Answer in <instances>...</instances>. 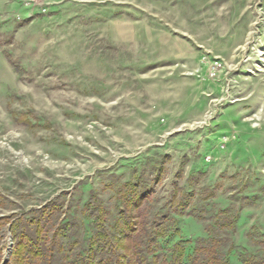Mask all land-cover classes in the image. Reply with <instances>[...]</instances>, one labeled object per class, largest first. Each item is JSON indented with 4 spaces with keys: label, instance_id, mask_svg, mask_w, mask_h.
<instances>
[{
    "label": "rangeland",
    "instance_id": "rangeland-1",
    "mask_svg": "<svg viewBox=\"0 0 264 264\" xmlns=\"http://www.w3.org/2000/svg\"><path fill=\"white\" fill-rule=\"evenodd\" d=\"M21 234L26 264H264V0H0V264Z\"/></svg>",
    "mask_w": 264,
    "mask_h": 264
},
{
    "label": "trees",
    "instance_id": "trees-1",
    "mask_svg": "<svg viewBox=\"0 0 264 264\" xmlns=\"http://www.w3.org/2000/svg\"><path fill=\"white\" fill-rule=\"evenodd\" d=\"M159 236H162V235H159ZM159 236H157L156 239H154V240L157 241V239L160 238ZM25 238H27V240L30 244H27V242H25V240H23ZM17 239H18V241L14 247L13 255L15 256V260L18 262V264H26L27 260H28L27 256H29V255H32V256L33 255L34 256L39 255V253H40V252H38L39 250H36L37 249L36 248V242H34V240L32 238L21 234ZM152 241H153V239H152ZM157 243L159 244V245L157 244L159 247H156V249H160V247H161L160 243L159 242H157ZM182 243H183V240L178 242V243H175L172 250H171L170 259L169 260H166V259L162 260L161 264H187V263H183L185 247L182 246ZM199 243H202V244H199ZM203 243H204V245H203ZM217 244H218V240L216 238H210V239L200 238V239H198L197 246L195 247V252H194L195 255L192 254L194 257L192 258V260L188 264H228V259L225 257V255L222 252L220 253L217 250ZM129 245L130 244L126 245L125 247L127 249H133L132 254L139 256L141 259V263L157 264V261H156L157 257L154 254L152 255L150 261L149 262L147 261L149 254H151V252L153 253V251H155V250L150 249L148 245L145 246L146 247L145 248V254L140 253L138 250H136L132 247L130 248ZM107 251L109 253L108 257L105 260H102L101 264H124L120 260V258L117 256L114 246L110 245V247L108 248ZM199 251H202L203 255H204L202 260H200L196 254ZM49 259H50V257L48 256L47 264H51ZM130 261L131 260L128 261V264L130 263ZM73 264H76V263H73ZM85 264H92V263L91 262H85Z\"/></svg>",
    "mask_w": 264,
    "mask_h": 264
},
{
    "label": "built area",
    "instance_id": "built-area-1",
    "mask_svg": "<svg viewBox=\"0 0 264 264\" xmlns=\"http://www.w3.org/2000/svg\"><path fill=\"white\" fill-rule=\"evenodd\" d=\"M22 3L30 8V11L37 13H46L55 0H21Z\"/></svg>",
    "mask_w": 264,
    "mask_h": 264
}]
</instances>
